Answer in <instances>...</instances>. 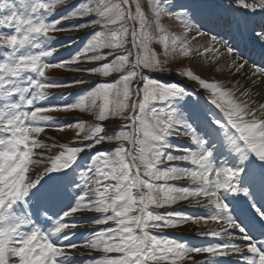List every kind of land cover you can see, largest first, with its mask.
<instances>
[{"label":"snow or ice","instance_id":"snow-or-ice-1","mask_svg":"<svg viewBox=\"0 0 264 264\" xmlns=\"http://www.w3.org/2000/svg\"><path fill=\"white\" fill-rule=\"evenodd\" d=\"M0 264H264V0H0Z\"/></svg>","mask_w":264,"mask_h":264},{"label":"rangeland","instance_id":"rangeland-1","mask_svg":"<svg viewBox=\"0 0 264 264\" xmlns=\"http://www.w3.org/2000/svg\"><path fill=\"white\" fill-rule=\"evenodd\" d=\"M182 30V29H181ZM194 34V33H193ZM196 43L194 45V48H196L197 46V41H199V39H195ZM194 41V42H195ZM181 65H190L195 71H197L198 73L207 76L209 78L211 77H216V73L214 72L215 70V65H222L223 67H226V70L228 72V74L230 75V81L234 82V81H239L241 84L244 83V76L249 75L250 71H246V73H244V75H242L241 77H239L236 74L235 69H232L230 66H228V64L225 63V60L223 57H219L214 61H205L200 57L194 58V59H189V58H183L182 60L178 61L174 67H181ZM249 73V74H248ZM237 75V76H236ZM224 82V81H223Z\"/></svg>","mask_w":264,"mask_h":264}]
</instances>
